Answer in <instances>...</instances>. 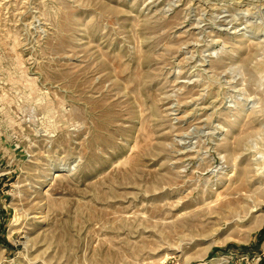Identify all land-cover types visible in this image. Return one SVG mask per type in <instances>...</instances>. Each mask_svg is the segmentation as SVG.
Masks as SVG:
<instances>
[{
    "label": "rangeland",
    "instance_id": "rangeland-1",
    "mask_svg": "<svg viewBox=\"0 0 264 264\" xmlns=\"http://www.w3.org/2000/svg\"><path fill=\"white\" fill-rule=\"evenodd\" d=\"M262 184L264 0H0V264H264Z\"/></svg>",
    "mask_w": 264,
    "mask_h": 264
},
{
    "label": "bare ground",
    "instance_id": "bare-ground-1",
    "mask_svg": "<svg viewBox=\"0 0 264 264\" xmlns=\"http://www.w3.org/2000/svg\"><path fill=\"white\" fill-rule=\"evenodd\" d=\"M57 177V176H56ZM263 185L264 184H262V187H263ZM254 199V198H253ZM240 205V204H239ZM254 206V205H253ZM241 207V206H240ZM239 207V208H240ZM242 209H245L244 211H248V209H247V207L245 206V204L244 205H242V207H241ZM255 209V208H254ZM239 212V211H238ZM232 216V215H231ZM243 218V217H242ZM245 219V218H244ZM262 224V220H260V222H259V224H258V227L260 226ZM246 233V232H245ZM161 262H163V260L161 261ZM160 262V263H161ZM154 264V263H153ZM212 264H218V262L217 261H214V262H212Z\"/></svg>",
    "mask_w": 264,
    "mask_h": 264
},
{
    "label": "trees",
    "instance_id": "trees-1",
    "mask_svg": "<svg viewBox=\"0 0 264 264\" xmlns=\"http://www.w3.org/2000/svg\"><path fill=\"white\" fill-rule=\"evenodd\" d=\"M264 236V229L261 231V233L259 234V238L262 239V237Z\"/></svg>",
    "mask_w": 264,
    "mask_h": 264
}]
</instances>
